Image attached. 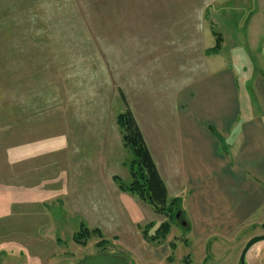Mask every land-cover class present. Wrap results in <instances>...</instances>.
Listing matches in <instances>:
<instances>
[{
	"label": "rangeland",
	"instance_id": "obj_1",
	"mask_svg": "<svg viewBox=\"0 0 264 264\" xmlns=\"http://www.w3.org/2000/svg\"><path fill=\"white\" fill-rule=\"evenodd\" d=\"M212 30L222 45L206 55ZM223 67L240 117L264 116L258 0H0V264H80L101 253L129 264H239L252 229L197 242L181 207L172 221L119 185L130 181L131 153L115 116L131 105L143 133L161 141L164 132L173 150L176 96ZM32 137L34 170L24 164L21 176L18 142ZM166 182L168 201L182 203L178 180ZM164 222L168 233L155 236ZM245 262L264 264V241Z\"/></svg>",
	"mask_w": 264,
	"mask_h": 264
},
{
	"label": "crops",
	"instance_id": "obj_2",
	"mask_svg": "<svg viewBox=\"0 0 264 264\" xmlns=\"http://www.w3.org/2000/svg\"><path fill=\"white\" fill-rule=\"evenodd\" d=\"M258 3L263 10L264 0H258ZM215 32L218 33L212 30L214 45ZM212 47L205 48L204 52ZM258 91L264 105V89ZM175 103L178 113L175 114L173 133L169 134L173 138V150L168 148L165 136H162L164 132L154 135L161 141L150 137L153 133L146 136L133 107H126L143 136L167 195V177L176 178L177 185L184 190L181 208L185 218L189 219L188 229L192 236L197 242H203L207 236L227 238L244 228L252 229L255 235L264 234V116L240 117L234 74L226 67L213 71L204 69L185 91H180ZM21 134L19 131L17 140L22 139ZM88 135L81 138H89ZM95 137L98 138V134ZM33 139L25 142L26 148L24 141L18 142L21 149L18 148L17 167L21 176L25 165L34 170L35 163L30 162L31 155L37 152ZM222 140L226 142L225 146ZM86 161V166L90 167L92 162H88V158Z\"/></svg>",
	"mask_w": 264,
	"mask_h": 264
},
{
	"label": "trees",
	"instance_id": "obj_3",
	"mask_svg": "<svg viewBox=\"0 0 264 264\" xmlns=\"http://www.w3.org/2000/svg\"><path fill=\"white\" fill-rule=\"evenodd\" d=\"M215 35L216 43L212 48L206 50L207 55L218 54L221 49L222 37L216 32ZM116 125L121 134L124 148L131 153V158L127 163L130 181L126 185L119 182L120 188L148 203L154 212L167 213L173 221L181 207V200L172 198L168 201L165 185L155 168L143 136L128 107L116 116ZM168 228L167 222L161 223L155 236H164L168 233ZM83 230L87 231L86 228Z\"/></svg>",
	"mask_w": 264,
	"mask_h": 264
},
{
	"label": "water",
	"instance_id": "obj_4",
	"mask_svg": "<svg viewBox=\"0 0 264 264\" xmlns=\"http://www.w3.org/2000/svg\"><path fill=\"white\" fill-rule=\"evenodd\" d=\"M175 217L180 218V214L177 213V215ZM263 240H264V235H258V236H254V237L250 238L247 241L243 251L240 254L239 263L240 264H246L245 254L248 251V249L251 246H253L256 243L261 242ZM80 264H129V261L125 257L113 256L110 254L101 253V254L86 258Z\"/></svg>",
	"mask_w": 264,
	"mask_h": 264
},
{
	"label": "flooded vegetation",
	"instance_id": "obj_5",
	"mask_svg": "<svg viewBox=\"0 0 264 264\" xmlns=\"http://www.w3.org/2000/svg\"><path fill=\"white\" fill-rule=\"evenodd\" d=\"M257 236H258V235H257ZM253 237H254V236H253ZM245 245H246V244H245ZM244 247H245V246H244ZM250 248H251V247H250ZM250 248H249V249H250ZM249 249H248V250H249ZM242 251H243V250H242ZM247 252H248V251H247ZM247 252H246L245 256L247 255ZM239 258H240V257H239ZM239 264H240V263H239Z\"/></svg>",
	"mask_w": 264,
	"mask_h": 264
}]
</instances>
